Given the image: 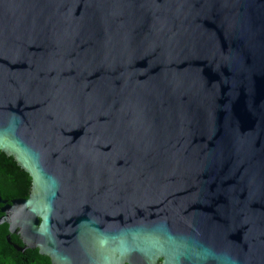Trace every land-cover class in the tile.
Listing matches in <instances>:
<instances>
[{
	"label": "water",
	"instance_id": "obj_1",
	"mask_svg": "<svg viewBox=\"0 0 264 264\" xmlns=\"http://www.w3.org/2000/svg\"><path fill=\"white\" fill-rule=\"evenodd\" d=\"M0 225L52 264H264V0H0Z\"/></svg>",
	"mask_w": 264,
	"mask_h": 264
},
{
	"label": "trees",
	"instance_id": "obj_2",
	"mask_svg": "<svg viewBox=\"0 0 264 264\" xmlns=\"http://www.w3.org/2000/svg\"><path fill=\"white\" fill-rule=\"evenodd\" d=\"M32 177L15 161L14 157L0 150V194L4 200L25 199L30 196ZM2 214L0 213V217ZM10 235L7 224L0 225V264H52L48 256L40 254L38 249L20 252L12 245L24 248L18 235Z\"/></svg>",
	"mask_w": 264,
	"mask_h": 264
}]
</instances>
